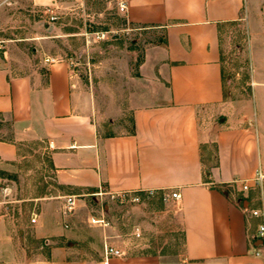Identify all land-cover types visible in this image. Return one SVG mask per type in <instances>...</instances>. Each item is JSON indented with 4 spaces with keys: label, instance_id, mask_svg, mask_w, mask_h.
<instances>
[{
    "label": "crops",
    "instance_id": "1",
    "mask_svg": "<svg viewBox=\"0 0 264 264\" xmlns=\"http://www.w3.org/2000/svg\"><path fill=\"white\" fill-rule=\"evenodd\" d=\"M78 1L32 3L54 9ZM118 2L126 4L131 24L164 33L162 43L146 48L140 65L137 81L145 101L133 107L132 131L104 132L98 96L72 61L42 57L19 71L0 45V119L11 123L12 132L0 137V165L10 169L25 145L41 142L50 177L66 196L138 192L165 201L170 227L183 235L188 264H264V241L257 238L264 217L251 214L264 211V179L242 189L243 181L264 175V76L254 75L248 96H228L220 38L223 24L249 17L251 0ZM257 24L264 30L263 12ZM1 207L0 201V264H23L25 237L16 236ZM97 227L104 243L110 226ZM51 232L70 235L55 225ZM72 253V246L55 245L47 263L90 264ZM110 263L159 262L127 253Z\"/></svg>",
    "mask_w": 264,
    "mask_h": 264
},
{
    "label": "rangeland",
    "instance_id": "2",
    "mask_svg": "<svg viewBox=\"0 0 264 264\" xmlns=\"http://www.w3.org/2000/svg\"><path fill=\"white\" fill-rule=\"evenodd\" d=\"M262 12L264 0H251L248 18L225 23L220 29L228 96H248L254 75L264 76V30L257 24ZM106 31L104 39L97 37L96 32ZM162 41L163 31L131 24L119 11L118 0L66 2L54 9L35 6L32 0H0L1 50L9 53L19 71L42 57L72 61L82 83L98 96L107 134L132 131L133 107L145 101L140 94L143 85L137 81L140 65L146 48ZM11 133V123L0 119V137ZM23 148V157L10 169L0 165V187L12 188L9 201L1 202V211L16 236L25 237L23 264H48L55 245L72 246L73 258L104 264L102 234L97 225L89 223L91 215L109 220L105 234L125 247L128 255H153L158 264L186 261L183 235L170 227L165 201L143 198L139 203H120L110 195H88L78 197L84 201L66 213L65 190L50 177L48 153L41 142ZM0 201H4L1 196ZM34 214L38 215L36 223L31 221ZM52 225L68 229L69 237L56 238ZM135 226L141 227V237L133 235Z\"/></svg>",
    "mask_w": 264,
    "mask_h": 264
},
{
    "label": "built area",
    "instance_id": "3",
    "mask_svg": "<svg viewBox=\"0 0 264 264\" xmlns=\"http://www.w3.org/2000/svg\"><path fill=\"white\" fill-rule=\"evenodd\" d=\"M127 6L124 2L119 3V11L124 14L126 12ZM109 31L106 32H96V35L99 39H104ZM47 61H54L56 58L53 57H47ZM264 179V175L261 174L260 172L251 180H245L242 182V189L244 191H249L252 186H260L262 180ZM12 194V188L10 185H5L0 187V196L4 198V201H1L2 203L8 202L7 198H9ZM154 192L150 191L148 193V197L153 195ZM89 195L92 196H104V195H110L113 199H116L120 203H139L143 200V197L140 195L138 192H118V193H111V192H104V191H99V192H93L90 193ZM169 194L164 195V200H167L169 198ZM173 198H180V194L178 192H173L172 193ZM77 196L74 195H69L66 197V204L64 206L65 212L66 213H71L73 212L76 207H77ZM251 214L253 216L257 217H264V211L262 209H252ZM31 221L33 223L37 222V215L34 214L32 217ZM89 223L93 225H97L100 227H109L110 222L109 220L104 216H98V215H91L89 217ZM133 235L137 237H141L142 235V230L140 226H135V229L133 231ZM258 240L261 242L264 241V222L260 223L258 227V235H257ZM126 255V251L124 247L118 245L117 243H113L110 241V239L106 238L104 245H103V256H104V264H109V261L114 258V257H124ZM182 264H188L187 261L183 262Z\"/></svg>",
    "mask_w": 264,
    "mask_h": 264
}]
</instances>
